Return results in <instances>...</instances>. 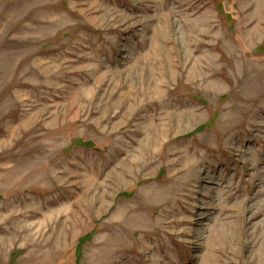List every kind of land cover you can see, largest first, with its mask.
<instances>
[{"label":"rangeland","instance_id":"obj_1","mask_svg":"<svg viewBox=\"0 0 264 264\" xmlns=\"http://www.w3.org/2000/svg\"><path fill=\"white\" fill-rule=\"evenodd\" d=\"M0 264H264V0H0Z\"/></svg>","mask_w":264,"mask_h":264},{"label":"trees","instance_id":"obj_2","mask_svg":"<svg viewBox=\"0 0 264 264\" xmlns=\"http://www.w3.org/2000/svg\"><path fill=\"white\" fill-rule=\"evenodd\" d=\"M87 144V143H86Z\"/></svg>","mask_w":264,"mask_h":264}]
</instances>
